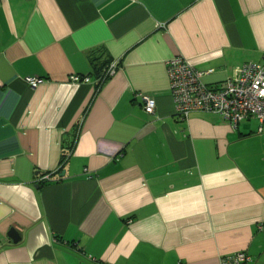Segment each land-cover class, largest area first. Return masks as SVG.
Listing matches in <instances>:
<instances>
[{"label":"crops","instance_id":"1","mask_svg":"<svg viewBox=\"0 0 264 264\" xmlns=\"http://www.w3.org/2000/svg\"><path fill=\"white\" fill-rule=\"evenodd\" d=\"M178 57L262 63L264 0H0V264H264V133L180 119Z\"/></svg>","mask_w":264,"mask_h":264},{"label":"built area","instance_id":"2","mask_svg":"<svg viewBox=\"0 0 264 264\" xmlns=\"http://www.w3.org/2000/svg\"><path fill=\"white\" fill-rule=\"evenodd\" d=\"M168 73L171 92L176 106V114L182 120H187L192 114L219 115L229 122L233 129L251 119L258 121L259 134L264 133V60L262 63L244 65L233 79H229L219 88H210L204 83V78L215 73L214 70L198 71L191 63L182 57L169 62ZM119 63L113 62L105 72L102 81L115 76ZM75 83H89L90 79L73 77ZM33 87H38L42 80L30 81ZM145 111L154 114L156 102L142 96ZM252 258L246 253H239L225 258L221 264H252Z\"/></svg>","mask_w":264,"mask_h":264},{"label":"water","instance_id":"3","mask_svg":"<svg viewBox=\"0 0 264 264\" xmlns=\"http://www.w3.org/2000/svg\"><path fill=\"white\" fill-rule=\"evenodd\" d=\"M64 175H65V174L63 173L61 176L64 177ZM9 237H10L15 243H17L18 240H20L19 234H18L15 230H13V231L10 233Z\"/></svg>","mask_w":264,"mask_h":264},{"label":"trees","instance_id":"4","mask_svg":"<svg viewBox=\"0 0 264 264\" xmlns=\"http://www.w3.org/2000/svg\"><path fill=\"white\" fill-rule=\"evenodd\" d=\"M109 66H110V65H108L107 69L109 68ZM107 69H106V71H107ZM102 76H103V75H102Z\"/></svg>","mask_w":264,"mask_h":264}]
</instances>
